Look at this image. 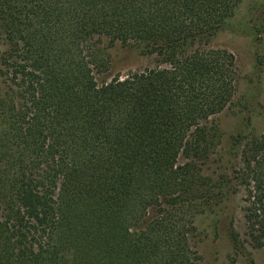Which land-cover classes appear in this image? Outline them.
Returning <instances> with one entry per match:
<instances>
[{
	"label": "trees",
	"instance_id": "16d2710c",
	"mask_svg": "<svg viewBox=\"0 0 264 264\" xmlns=\"http://www.w3.org/2000/svg\"><path fill=\"white\" fill-rule=\"evenodd\" d=\"M241 4L0 0V264H201L196 217L239 194L231 242L264 246V131L228 151L215 121L241 74L209 43ZM117 45L153 66L107 77Z\"/></svg>",
	"mask_w": 264,
	"mask_h": 264
},
{
	"label": "rangeland",
	"instance_id": "374dc122",
	"mask_svg": "<svg viewBox=\"0 0 264 264\" xmlns=\"http://www.w3.org/2000/svg\"><path fill=\"white\" fill-rule=\"evenodd\" d=\"M209 46L233 53L241 74L239 100L215 117L221 132L220 148L232 151V138L239 131H264V64H259L260 59L264 61V0H242L235 17L211 38ZM5 48L0 37V58ZM110 51L113 63L107 74L109 78L154 64L152 56L134 49L117 45ZM2 83L0 76V85ZM182 161L183 158L180 159ZM242 204L239 194L225 204L213 205L196 217L198 232L195 243L202 257L201 264H247L248 254L257 264H264V246L254 248L247 243L248 253L242 255L231 242L229 225L232 217L237 218L236 227L242 237H246Z\"/></svg>",
	"mask_w": 264,
	"mask_h": 264
}]
</instances>
